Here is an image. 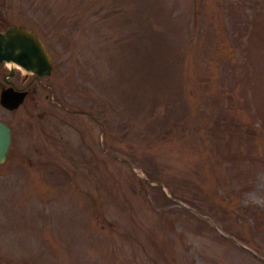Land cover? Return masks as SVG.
I'll use <instances>...</instances> for the list:
<instances>
[{
    "label": "rangeland",
    "instance_id": "rangeland-1",
    "mask_svg": "<svg viewBox=\"0 0 264 264\" xmlns=\"http://www.w3.org/2000/svg\"><path fill=\"white\" fill-rule=\"evenodd\" d=\"M13 22L53 68L0 104V264H264V0H0Z\"/></svg>",
    "mask_w": 264,
    "mask_h": 264
},
{
    "label": "water",
    "instance_id": "water-1",
    "mask_svg": "<svg viewBox=\"0 0 264 264\" xmlns=\"http://www.w3.org/2000/svg\"><path fill=\"white\" fill-rule=\"evenodd\" d=\"M0 61H12L26 71L47 75L52 70V59L38 34L22 23H10L0 30ZM14 69V65L11 66ZM26 90L7 86L0 93V103L10 109L23 101ZM12 136L11 125L0 119V162L7 155Z\"/></svg>",
    "mask_w": 264,
    "mask_h": 264
},
{
    "label": "flooded vegetation",
    "instance_id": "flooded-vegetation-1",
    "mask_svg": "<svg viewBox=\"0 0 264 264\" xmlns=\"http://www.w3.org/2000/svg\"><path fill=\"white\" fill-rule=\"evenodd\" d=\"M52 63H53V61H52ZM9 68L10 69L7 72L2 71L3 72L2 78H3L4 82H0V93H1L2 89L7 87V86L13 87L14 89L26 90L27 92H26L25 96L27 94H29L30 92H34V93L38 92L37 86L39 84L43 83V78L46 76V75L37 74L35 72L23 70L20 67V65H17V64L14 65L13 70L11 69V66ZM52 68H53V66H52ZM18 75L20 76L19 79H18ZM3 107L6 109H9L5 106H3ZM9 110H11V109H9Z\"/></svg>",
    "mask_w": 264,
    "mask_h": 264
},
{
    "label": "trees",
    "instance_id": "trees-1",
    "mask_svg": "<svg viewBox=\"0 0 264 264\" xmlns=\"http://www.w3.org/2000/svg\"><path fill=\"white\" fill-rule=\"evenodd\" d=\"M149 172H150V171H149ZM150 175H151L152 177H156V176H154V175H152V174H150ZM156 178H158V177H156ZM158 179H159V178H158ZM154 186H155V187H159V188H161L160 185L157 184V183H154ZM166 198H167V199H170L168 195H166Z\"/></svg>",
    "mask_w": 264,
    "mask_h": 264
},
{
    "label": "bare ground",
    "instance_id": "bare-ground-1",
    "mask_svg": "<svg viewBox=\"0 0 264 264\" xmlns=\"http://www.w3.org/2000/svg\"><path fill=\"white\" fill-rule=\"evenodd\" d=\"M11 64H12V65H16V63H14V62H12V61H11ZM11 64H10V65H11Z\"/></svg>",
    "mask_w": 264,
    "mask_h": 264
}]
</instances>
